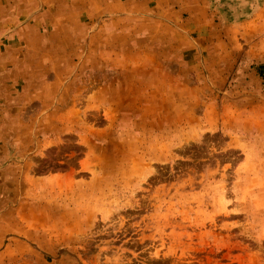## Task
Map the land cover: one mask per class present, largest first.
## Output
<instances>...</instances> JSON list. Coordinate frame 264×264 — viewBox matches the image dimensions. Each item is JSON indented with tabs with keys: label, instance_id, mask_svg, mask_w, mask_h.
Masks as SVG:
<instances>
[{
	"label": "rangeland",
	"instance_id": "obj_1",
	"mask_svg": "<svg viewBox=\"0 0 264 264\" xmlns=\"http://www.w3.org/2000/svg\"><path fill=\"white\" fill-rule=\"evenodd\" d=\"M176 9L67 20L61 88L0 23V264H264V0Z\"/></svg>",
	"mask_w": 264,
	"mask_h": 264
},
{
	"label": "crops",
	"instance_id": "obj_2",
	"mask_svg": "<svg viewBox=\"0 0 264 264\" xmlns=\"http://www.w3.org/2000/svg\"><path fill=\"white\" fill-rule=\"evenodd\" d=\"M197 1L198 0H0V23H25L22 26L21 35L24 40H28L29 46L24 52L23 57L26 59L25 61L30 62L28 65H30L32 69H23L22 73H28L27 77L28 81H30L29 86L40 89L51 87L61 88L64 87V73H71L73 69L70 61L68 65L65 61L66 58L70 56L68 55L70 53L66 52L65 49L59 45V42L66 37V34H68V36L71 35L70 29L65 27L68 22L67 20L84 15L94 17L93 19L95 20L101 15L116 18L119 17V15L121 17L123 13H127L130 9H133V11L152 9L156 13V9L165 7L177 8L175 15L176 20H178L180 19V15L184 14V10L188 8L191 9L193 2ZM21 13H24L26 17L23 21L20 20ZM157 15L160 16V12H157ZM153 20L155 21V19ZM98 21L99 20H97V23ZM95 35L98 36L100 34ZM95 35L94 37H96ZM97 93L98 91L94 94V97L97 96ZM36 96H41V92L33 91L32 97ZM62 113L64 114V112ZM64 131L65 130H62L61 133ZM58 173L60 172L47 171L37 176L38 178L35 179V181L40 187L44 185L49 186L51 179ZM61 173L69 174L70 171ZM3 188H5V186H2L0 189V258H10V256L7 255L11 253L13 246L12 239L14 238V236H12L11 215L15 211L12 208L7 190L5 189L3 191ZM41 192L42 190L39 191V193ZM31 210L32 215L41 217V219L38 220L41 227L48 225L47 216L49 214V208L47 206L38 202L35 203ZM16 212H18L19 215L21 214V217L25 214V211L21 212V210ZM22 227L24 226L22 225Z\"/></svg>",
	"mask_w": 264,
	"mask_h": 264
}]
</instances>
